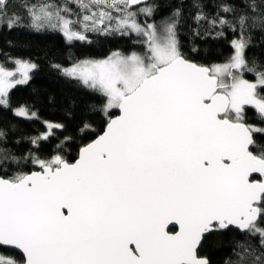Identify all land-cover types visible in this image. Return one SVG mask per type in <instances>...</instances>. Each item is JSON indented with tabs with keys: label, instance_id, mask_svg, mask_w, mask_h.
Segmentation results:
<instances>
[{
	"label": "snow or ice",
	"instance_id": "obj_1",
	"mask_svg": "<svg viewBox=\"0 0 264 264\" xmlns=\"http://www.w3.org/2000/svg\"><path fill=\"white\" fill-rule=\"evenodd\" d=\"M68 2L26 6L31 27L58 29L69 42L86 41L89 31L135 33L144 51H115L64 70L106 98L105 115L119 110L74 163L0 150V245L22 253V261L0 264H209L199 254L205 236L229 228L246 237L235 246V264L257 251L264 264V145L255 138L264 127L246 120L251 108L264 123V66L245 55L250 29L264 31V0H248L233 54L211 65L180 51L175 19L139 23L133 8L144 0H74L79 20L70 18ZM152 11L139 8L145 16ZM0 17L8 27L19 20L9 17L7 0H0ZM15 63L16 71L0 65V106L36 67ZM29 161L38 170L7 174L8 166Z\"/></svg>",
	"mask_w": 264,
	"mask_h": 264
},
{
	"label": "trees",
	"instance_id": "obj_2",
	"mask_svg": "<svg viewBox=\"0 0 264 264\" xmlns=\"http://www.w3.org/2000/svg\"><path fill=\"white\" fill-rule=\"evenodd\" d=\"M54 2L63 5L66 0H8L9 17H19L13 27H8L7 18L0 17V63L6 67L15 65V60L32 61L36 67L31 77L24 84H17L8 92V106H0V150L20 158L30 154L42 159H49L59 154L70 163L85 146L103 132L109 118L118 114L117 109L109 115L104 113L106 98L84 85L79 79L66 76L60 66H69L77 61L91 58L108 57L119 51L130 53L143 52V37L135 33L105 34L89 31L87 40L69 42L58 29L45 27L36 30L31 27L26 6ZM248 0H144L134 6L137 19L144 23H155L175 19L177 21V39L184 56L198 64L211 65L224 63L233 54L232 41L239 39L240 29L237 18L244 14ZM153 9L151 16L139 12L140 7ZM222 6H230L233 12L225 13ZM73 20L82 18L81 9L74 0L68 2ZM178 13V15H176ZM205 18L197 20V15ZM113 15H116L113 13ZM223 18L229 24L220 25ZM216 24L213 25L212 21ZM251 23V21H249ZM77 24L76 28L80 29ZM235 28V31H233ZM250 43L246 49V58L251 63L264 66V31L259 24L250 29ZM245 78L252 80L251 73ZM25 108L27 115H17L16 109ZM34 114V115H33ZM246 120L257 127H264L254 109L246 110ZM49 125H62L51 128ZM88 125V128H85ZM48 134L47 139H40L38 145L32 140ZM256 140L264 145V136L257 134ZM38 170L30 161L19 165H10L6 171L13 175L17 171ZM2 174V173H0ZM250 239V238H249ZM246 237L236 229L229 228L205 236L199 254L208 259L209 264H235L237 242H245ZM235 249V251H234ZM0 254L6 259L22 261V255L9 248L0 246ZM244 264H257L255 255L243 253Z\"/></svg>",
	"mask_w": 264,
	"mask_h": 264
},
{
	"label": "rangeland",
	"instance_id": "obj_3",
	"mask_svg": "<svg viewBox=\"0 0 264 264\" xmlns=\"http://www.w3.org/2000/svg\"><path fill=\"white\" fill-rule=\"evenodd\" d=\"M137 21L139 22V23H141V24H143V22H140L138 19H137ZM115 22H113V24H114ZM149 23H152V22H149ZM236 40V39H235ZM133 52H138V51H133ZM132 52H130V53H123V54H125V55H128V54H131ZM138 53H142V52H138ZM105 58H107V57H103V58H91V59H83V60H80V61H77V62H75L74 64H77V63H79V62H81V61H84V60H102V59H105ZM18 60H21V61H25V62H28V63H30V64H34L32 61H30V60H26V59H18ZM15 61H17V60H15ZM227 62V61H226ZM225 63V62H224ZM74 64H72V65H69V66H60L59 68L61 69V71L64 73V70L65 69H68V68H71ZM218 64H220V63H218ZM0 65H2L1 63H0ZM3 66V65H2ZM4 67H6V66H4ZM6 68H8L9 70H11V71H16V69H17V65H16V63H15V65L14 66H12V67H6ZM32 71H33V69L32 70H30L29 71V73H28V80H29V78L31 77V73H32ZM17 78H20L19 77V73H17ZM77 79V78H76ZM27 80V81H28ZM20 84H24V83H20ZM17 85V84H16ZM15 85V86H16ZM10 90V89H9ZM9 92V91H8ZM21 109H24V110H26L25 108H21ZM18 109H16V111H17ZM112 110H115V109H112ZM112 110H110L109 111V113L112 111ZM26 112H27V110H26ZM28 113V112H27ZM109 113H108V115H109ZM255 126V125H254ZM44 134H46V133H44ZM0 258H3V259H5L1 254H0ZM6 260V259H5Z\"/></svg>",
	"mask_w": 264,
	"mask_h": 264
},
{
	"label": "water",
	"instance_id": "obj_4",
	"mask_svg": "<svg viewBox=\"0 0 264 264\" xmlns=\"http://www.w3.org/2000/svg\"><path fill=\"white\" fill-rule=\"evenodd\" d=\"M8 1V0H7ZM194 62V61H193ZM196 63V62H195ZM117 111H118V114L117 115H115L114 117H112V118H115L116 116H118L119 115V110L117 109ZM107 125V124H106ZM106 127V126H105ZM102 134V133H101ZM97 138V137H96ZM95 138V139H96ZM94 139V140H95ZM93 141V140H92ZM91 141V142H92ZM91 142H89V143H91ZM78 157H79V155H78ZM78 159V158H77ZM75 162V161H74ZM74 162H71V163H74ZM233 229H235V228H233ZM208 235V234H207ZM206 235V236H207ZM204 241V240H203ZM0 246H2V247H4V248H9V249H12V250H14V251H17V252H19L21 255H22V253L20 252V250H18V249H16V248H14L13 246H5V245H0ZM207 259V258H206ZM208 260V259H207ZM209 262V261H208Z\"/></svg>",
	"mask_w": 264,
	"mask_h": 264
}]
</instances>
